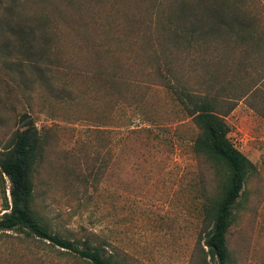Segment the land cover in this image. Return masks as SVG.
I'll list each match as a JSON object with an SVG mask.
<instances>
[{"label":"rangeland","instance_id":"obj_1","mask_svg":"<svg viewBox=\"0 0 264 264\" xmlns=\"http://www.w3.org/2000/svg\"><path fill=\"white\" fill-rule=\"evenodd\" d=\"M174 4L0 0V157L27 114L43 139L33 208L54 232L99 247L112 264H215L205 205L222 171L195 152L200 129L175 88L226 86L232 96L264 74V53L256 58L252 48L175 39L192 12L178 18ZM243 12L264 32V0ZM251 102L264 109L261 97L241 99L226 116L231 140L256 166L228 234L231 264H264V116ZM10 187L0 167V216ZM0 264L92 263L10 230L0 232Z\"/></svg>","mask_w":264,"mask_h":264},{"label":"trees","instance_id":"obj_2","mask_svg":"<svg viewBox=\"0 0 264 264\" xmlns=\"http://www.w3.org/2000/svg\"><path fill=\"white\" fill-rule=\"evenodd\" d=\"M174 5V14H177L178 18L186 17L187 11L192 12L188 16L189 19L192 18L190 26L183 30L179 27L172 30L175 39L189 42L197 38L209 40L224 38V41L235 42L243 49L252 48L256 58L264 53V32L256 27L254 15L249 16L243 12L252 8L255 0H175ZM42 19L47 21L48 18L42 16L41 21ZM165 23L168 24V20L164 22V29ZM169 24L173 27L172 21ZM169 34H166V37ZM154 56L161 60V54L157 50L154 51ZM165 63L166 71L175 76L174 66L166 60ZM156 69L163 78L167 77L159 61ZM259 71L262 73L263 70ZM175 78L177 79V76ZM263 80L264 74H260L244 92H234L232 96L225 94L226 86L221 87L223 92L217 93L211 91L199 93L182 86L175 88L177 97L184 103L186 111L200 129L194 142L195 152L207 157L222 171L220 190L205 205L206 214L210 218L205 243L208 254L215 264H231L228 234L235 222V210L248 177L256 170L255 164L231 140L229 136L231 129L226 116L238 100L261 97L264 101ZM172 85L170 84V87ZM251 103L252 107L264 116V109L258 107L255 102ZM226 104L229 106H224ZM21 119L22 128L16 130L12 144L5 148L0 157L2 172L11 182L12 198L11 206L7 204L6 208L9 211L0 216V232L21 230L48 240L89 260L92 264H112L110 258L99 247L91 245L88 241L80 244L54 232L33 208L34 175L41 160L43 139L32 118L24 114Z\"/></svg>","mask_w":264,"mask_h":264}]
</instances>
